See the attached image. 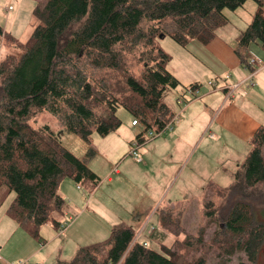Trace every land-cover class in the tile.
<instances>
[{
    "label": "trees",
    "instance_id": "16d2710c",
    "mask_svg": "<svg viewBox=\"0 0 264 264\" xmlns=\"http://www.w3.org/2000/svg\"><path fill=\"white\" fill-rule=\"evenodd\" d=\"M246 1L45 0L35 5L32 33L24 42L9 37L12 46L0 59V186L14 193L8 216L43 244L40 227L65 205L58 193L60 181L69 178L92 187L100 181L86 162L92 148L86 158L77 157L48 124L33 127L32 115L47 110L59 119L63 132L89 141L93 132L105 136L118 129L122 120L117 111L124 108L143 127L134 140L144 143L145 133H161L173 124L175 114L162 96L181 85L166 67L170 55L159 39L168 35L181 46L191 39L206 45L229 22L224 10ZM253 1L252 19L239 31L234 47L246 66L252 43L264 51V0ZM3 36L9 35L0 27ZM131 59L142 65L139 73L132 70ZM194 86L199 83L183 88L193 93ZM249 146L229 186L209 183L220 201L203 203L207 221L195 235L173 228L176 220L165 209L160 211L166 216L163 227L183 238L155 249L134 240V229L119 222L106 239L80 245L66 264H225L238 253L246 256L238 264H257L264 220L252 205L264 198V123ZM206 224L215 226L209 239L204 238ZM52 225L59 233L64 229L56 219Z\"/></svg>",
    "mask_w": 264,
    "mask_h": 264
},
{
    "label": "rangeland",
    "instance_id": "374dc122",
    "mask_svg": "<svg viewBox=\"0 0 264 264\" xmlns=\"http://www.w3.org/2000/svg\"><path fill=\"white\" fill-rule=\"evenodd\" d=\"M44 1L0 0V27L9 35L0 37V59L12 46L9 37L19 42L28 39L37 24L33 9ZM9 5L12 8L8 11ZM253 8L254 1L247 0L235 10L225 9L224 13L229 22L217 29L219 37L235 45L240 28H244L252 19ZM159 46L170 55L167 69L175 73L182 82L197 80L199 89L193 94L186 92L183 86L179 85L175 89L164 91L162 99L175 114L172 128L153 133V136L145 133L146 141L138 149L139 159L130 154L132 142L130 143L128 138L133 137V141L143 127L141 124L132 126L133 117L124 108L117 111L122 120L118 129L105 136L93 132L89 141L73 132H63L59 119L47 110L39 111L30 117L29 123L33 127L48 124L51 129L61 134L62 145L77 157L86 158L88 150L92 148L94 152L86 158V162L95 173L97 172L94 168L100 172L103 170V157L109 161L108 169L109 166L110 169L112 167L113 182L107 181L97 173L100 181L96 188L86 184L80 185L86 192V198L90 195L92 197L89 204H84V198L82 199V209L86 212L81 214L76 210L70 213L71 217L64 212H52L49 221L40 227V235L46 240L50 234H57L58 237L57 240H51L41 253L46 264H64L74 256L80 245L106 239L112 226L119 222L130 225L136 234L144 227L138 238L155 249H159L162 243L170 244L175 238H183V233L177 237L172 234L171 229L163 227L162 217L166 216L160 211L165 209L171 210L170 217L176 220L173 228L178 227L187 234L195 235L198 228L207 221L203 214V203L213 199L217 205L220 201V197L210 191L209 183L219 187L229 186L235 171L248 154V138H241L233 128L218 123V120L219 126L213 124L211 127V110L223 97L220 89L222 84L237 80L236 71L228 67L223 52L201 44L196 39H191L186 46H181L168 35L159 39ZM250 46L264 53L257 43ZM129 62L132 70L139 73L142 65L135 59ZM230 76L233 77L232 80ZM210 81L215 83V87H210ZM178 97L182 100L181 103L177 102ZM187 105H190L189 108L181 113ZM245 108L260 123L264 122L262 107L245 105ZM215 127L218 131L214 130ZM115 168L119 169L118 174L114 172ZM71 182L76 185L73 180ZM259 189L258 187L257 190ZM7 193L8 188L0 186V211L5 213L0 217L5 219L6 216L9 220L7 208L14 193L11 192V196ZM64 200L66 207L68 199ZM252 207L254 214L264 220V198L253 201ZM52 219L59 221L66 229L71 224L73 226L68 232L63 229L64 232L59 233L52 225ZM150 224L153 228L151 233H147L146 228ZM208 225L205 226V239H209L215 229V226ZM0 226H5L1 220ZM4 230L8 231V228ZM26 237L34 239L29 234H26ZM29 246L26 248L29 249ZM39 258H21L11 264H37ZM240 260H246L244 253L230 256L225 264H238ZM257 264H264V244Z\"/></svg>",
    "mask_w": 264,
    "mask_h": 264
},
{
    "label": "crops",
    "instance_id": "0c3cea01",
    "mask_svg": "<svg viewBox=\"0 0 264 264\" xmlns=\"http://www.w3.org/2000/svg\"><path fill=\"white\" fill-rule=\"evenodd\" d=\"M254 10H255V2H254L253 12ZM241 29L243 28H240V30ZM206 46L217 48L220 52H223V54L226 56L225 62L227 63L228 67L231 70L236 71V75H237V80H233L231 82L230 81L224 82L222 84L220 89L223 92V97L220 98L219 102H217V104L214 105L213 109L211 110L212 111L211 114L213 117L211 122V127L213 124L219 126L218 123H221L222 125H227L230 128H233L234 131L239 136H241V138L243 137L249 139L253 134V132L256 130V128L262 123H260V121L257 118L253 117L252 114H250L249 110L245 108V105L251 107L255 106L259 108L262 107L264 109V79L261 80V78L264 75L263 72L264 66L261 67L254 75L253 77L254 84L252 86H248L247 83H242L238 86L236 90H234L232 96L228 98L226 96L227 95L226 88L230 84L239 83L244 78H246L250 71V67L246 66V64H241L239 62V59L234 52L235 45H232V43L229 44L225 42L221 37H219L217 33L215 37L208 44H206ZM252 54H255L258 58L264 61V55H263L264 53L260 51V49H255L254 47L250 46L249 50L246 52V55L247 57H249ZM170 72L173 73L172 71ZM173 74L177 76L175 73ZM230 77L232 80L233 77L232 76ZM178 79L180 80L179 77ZM180 82L183 87L190 83H198L197 80H192V81L190 80L184 82L180 80ZM194 87L196 90L195 91L196 94L197 90L199 89V86H194ZM189 106L190 105H187L185 108H183L181 113L186 112ZM217 120L219 121L218 123ZM136 125L137 124H132V126H136ZM214 130L218 131L217 127H215ZM132 138L131 137L128 138L129 142H131ZM103 163H104L103 170H101L100 172V170L94 168L96 169L95 171L100 175H102L107 181L113 182V178L111 174L112 167L110 169L109 166L108 169V163H109L108 159L103 157ZM116 173L117 174L119 173L118 168ZM108 176L109 179L107 178ZM71 181H72L71 179L69 180L62 179V181L60 182L61 183L60 187L58 189L60 196L63 197L64 199H68V203L66 204V207L65 205L63 207L64 210L63 212L65 214H68L69 217H71L70 213H73V211L76 210H79L81 214L86 212L85 210L82 209L84 206L82 202L83 198H84V204H89L88 202L92 200L91 195L86 198V192L81 188L80 184H76L74 186V183ZM97 186H95L94 188H96ZM7 194L11 196L10 192H8ZM0 215H5V213H2V211H0ZM0 220L5 225L4 227L0 226V264H4V262L12 263L21 258L34 259L37 256L40 257L39 262H37V264H46L44 260V256H42L41 253L43 252L44 248L48 246L51 240H57L58 238L57 234H50V236H48L49 237L48 240H45V243L41 244L37 241H32L35 239H30V237L29 238L26 237V234L28 233L25 230H23L21 227H19L13 219H11L12 221H9L5 216V219H1L0 217ZM72 226L73 224L67 227V229L65 227L64 228L65 232H68L70 228H72ZM4 228H8V231H5ZM64 230L61 233H63ZM27 245H30L31 247L29 246L28 249L26 248ZM64 264H66V262Z\"/></svg>",
    "mask_w": 264,
    "mask_h": 264
},
{
    "label": "built area",
    "instance_id": "2783aa9c",
    "mask_svg": "<svg viewBox=\"0 0 264 264\" xmlns=\"http://www.w3.org/2000/svg\"><path fill=\"white\" fill-rule=\"evenodd\" d=\"M12 6L9 5L7 7V10H11ZM248 64H249V67H250V71L247 75L246 78H244L241 82L239 83H232L230 84L227 88H226V96L229 98L232 96L234 90H236L238 88V86L242 83H247L248 86H252L254 84V80H253V77L254 75L256 74V72L264 66V61L260 58H258L256 55L252 54L248 57ZM209 85L210 87H215V83L210 81L209 82ZM196 91V90H195ZM195 91L193 92V94H195ZM177 102L178 103H181L182 100H180L179 98L177 99ZM174 119V118H173ZM132 124H138L136 123V121H132ZM172 123H169L166 127V129H170L172 128ZM151 136H153L151 133H150ZM140 143L137 141V140H133L132 143H131V151H130V154L139 159V153H138V149L140 147ZM114 172L116 173L117 172V168L114 169ZM109 179V176L107 177ZM153 226L152 224L148 225V227L146 228V232L147 233H151V230H152ZM144 227H142L138 233L136 234V236L134 237V240H139V235L144 231ZM4 264H11V263H7V262H4ZM19 264H22L21 262Z\"/></svg>",
    "mask_w": 264,
    "mask_h": 264
},
{
    "label": "flooded vegetation",
    "instance_id": "af4514ba",
    "mask_svg": "<svg viewBox=\"0 0 264 264\" xmlns=\"http://www.w3.org/2000/svg\"><path fill=\"white\" fill-rule=\"evenodd\" d=\"M262 212L264 213V208L262 209Z\"/></svg>",
    "mask_w": 264,
    "mask_h": 264
}]
</instances>
